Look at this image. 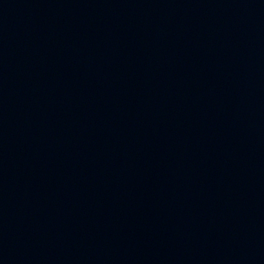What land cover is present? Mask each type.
I'll return each mask as SVG.
<instances>
[{
    "label": "water",
    "instance_id": "obj_1",
    "mask_svg": "<svg viewBox=\"0 0 264 264\" xmlns=\"http://www.w3.org/2000/svg\"><path fill=\"white\" fill-rule=\"evenodd\" d=\"M0 264H264V0H0Z\"/></svg>",
    "mask_w": 264,
    "mask_h": 264
}]
</instances>
